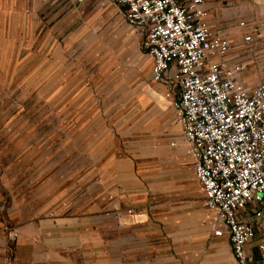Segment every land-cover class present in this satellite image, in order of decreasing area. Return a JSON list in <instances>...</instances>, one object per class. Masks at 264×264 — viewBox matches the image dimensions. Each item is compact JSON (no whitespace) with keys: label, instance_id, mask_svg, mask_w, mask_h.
Listing matches in <instances>:
<instances>
[{"label":"rangeland","instance_id":"1","mask_svg":"<svg viewBox=\"0 0 264 264\" xmlns=\"http://www.w3.org/2000/svg\"><path fill=\"white\" fill-rule=\"evenodd\" d=\"M21 4L0 0V181L18 194L47 181L51 161L64 160L67 146L104 152L114 143L140 154L149 176L161 179L156 190L174 192L178 165L159 150L169 117L180 124L152 79L144 32L127 24L116 0ZM23 12L30 15L25 25ZM260 64L264 57L245 70L256 82L264 77ZM190 162L184 171L200 190Z\"/></svg>","mask_w":264,"mask_h":264},{"label":"crops","instance_id":"2","mask_svg":"<svg viewBox=\"0 0 264 264\" xmlns=\"http://www.w3.org/2000/svg\"><path fill=\"white\" fill-rule=\"evenodd\" d=\"M25 1L19 8L31 7ZM205 10L211 28L232 45L227 64L264 57V0H209ZM18 15L25 25L30 15ZM248 34L252 43L243 41ZM250 76L244 71L238 81L253 86ZM157 83L173 109L177 89ZM170 118L159 153L178 165L171 169L174 192L156 190L161 179L149 176L140 154L114 143L104 152L67 146L64 160L51 161L47 181L18 194L0 181V264H233L228 239L210 232V212L183 168L190 156L182 127ZM238 215L257 232L246 246L249 264H264L262 225L250 206Z\"/></svg>","mask_w":264,"mask_h":264},{"label":"built area","instance_id":"3","mask_svg":"<svg viewBox=\"0 0 264 264\" xmlns=\"http://www.w3.org/2000/svg\"><path fill=\"white\" fill-rule=\"evenodd\" d=\"M208 1L116 0L127 24L145 34L152 79L178 91L171 101L175 121L210 212L211 232L228 239L233 264H249L246 246L257 232L238 213L250 206L262 225L264 257V77L253 86L238 81L247 63H226L232 45L207 22ZM243 41L253 38L248 34Z\"/></svg>","mask_w":264,"mask_h":264}]
</instances>
